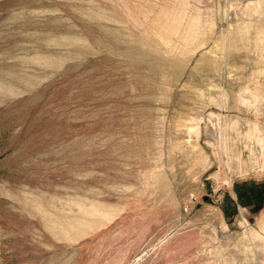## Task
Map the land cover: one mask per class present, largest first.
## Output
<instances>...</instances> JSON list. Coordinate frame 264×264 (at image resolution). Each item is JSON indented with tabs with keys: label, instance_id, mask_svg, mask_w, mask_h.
<instances>
[{
	"label": "rangeland",
	"instance_id": "obj_1",
	"mask_svg": "<svg viewBox=\"0 0 264 264\" xmlns=\"http://www.w3.org/2000/svg\"><path fill=\"white\" fill-rule=\"evenodd\" d=\"M0 264H264V0H0Z\"/></svg>",
	"mask_w": 264,
	"mask_h": 264
},
{
	"label": "trees",
	"instance_id": "obj_2",
	"mask_svg": "<svg viewBox=\"0 0 264 264\" xmlns=\"http://www.w3.org/2000/svg\"><path fill=\"white\" fill-rule=\"evenodd\" d=\"M262 190L261 186H249V185H237L234 187V193L236 194L237 201L241 204L247 205V200L253 196H257L258 193H260ZM229 207V206H228ZM231 209H234L235 206L230 207ZM229 209V208H228ZM228 209L226 207L224 208L225 213H228Z\"/></svg>",
	"mask_w": 264,
	"mask_h": 264
}]
</instances>
